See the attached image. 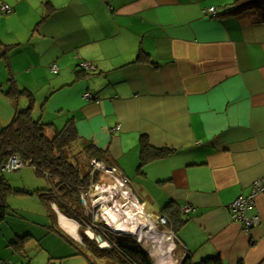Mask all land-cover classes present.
Returning <instances> with one entry per match:
<instances>
[{
    "label": "crops",
    "instance_id": "crops-1",
    "mask_svg": "<svg viewBox=\"0 0 264 264\" xmlns=\"http://www.w3.org/2000/svg\"><path fill=\"white\" fill-rule=\"evenodd\" d=\"M235 2L0 0V131L31 105L7 97L15 81L32 93L33 117L51 124L50 136L72 120L152 210L180 205L185 222L172 240L182 262L202 254L261 264L264 193L247 212L260 218L249 231L230 207L264 178V23L255 10L229 14ZM142 138L172 151L139 171ZM12 195L0 264H32L35 232Z\"/></svg>",
    "mask_w": 264,
    "mask_h": 264
},
{
    "label": "trees",
    "instance_id": "trees-1",
    "mask_svg": "<svg viewBox=\"0 0 264 264\" xmlns=\"http://www.w3.org/2000/svg\"><path fill=\"white\" fill-rule=\"evenodd\" d=\"M249 10L257 11L261 22L264 23V0H236L228 13L238 15ZM82 64L81 68L87 71L85 65ZM53 65L51 66L52 71H54ZM6 94L14 102H18L21 97L26 96L30 99L31 105L26 109L18 110L12 122L0 131V224L7 219L9 214H12L7 203V197L10 194L39 193L46 203L49 214L55 212L53 205L56 204L68 217L74 218L81 224L86 222L91 226V221L86 220L81 209L84 208L82 191L102 180L101 173L95 169L93 162L101 160L107 167L115 168V166L106 161L103 150L79 134L72 120L67 122L62 129L54 128V133L50 136L48 132L52 127L51 124L33 117V96L29 90L20 88L13 81ZM140 146L139 171L148 163L165 158L172 151L167 147H155L147 138L141 139ZM12 155H18L24 162H30L31 166L37 170V174L47 177L48 189L33 191L13 186L5 176L6 171L3 170ZM117 172L119 174L118 170ZM160 214L169 219L167 225L175 232L185 222L180 205L174 201L163 207ZM51 230L63 234L64 239L76 250L73 251V256L86 255L83 241L73 239L60 226L57 228L53 225ZM92 230L106 238L110 242L109 247H102L96 239L91 238L83 231L85 246L91 247L94 252H101L106 264H155L152 256L142 248L120 241L117 243L111 237L108 239V236L99 228L94 227ZM26 237L27 235L23 236V238ZM17 244L15 240L10 242V245L18 249L19 245L15 246ZM50 264L55 263L50 262ZM182 264H223V260L220 255H217L195 263L189 254ZM261 264H264V261Z\"/></svg>",
    "mask_w": 264,
    "mask_h": 264
},
{
    "label": "rangeland",
    "instance_id": "rangeland-1",
    "mask_svg": "<svg viewBox=\"0 0 264 264\" xmlns=\"http://www.w3.org/2000/svg\"><path fill=\"white\" fill-rule=\"evenodd\" d=\"M99 164L100 163H95L94 167L101 173L102 180H100L99 183H95L90 188L82 191L84 208L81 209L82 211H80L84 214V216H86L85 218L87 221H91V226L86 222L81 224L78 221L79 236L75 235V238H77V240L83 241V248L86 255L73 256L72 254L75 249H73L72 245L64 239L63 234L61 232H57V235L56 232H51V226H53L52 218L48 212L43 197L39 193L12 195L11 202L13 203V207H17L19 209L18 212L21 215L20 220L25 222L24 226H26L27 228H31V230L35 232V243L37 246H30V256L32 257V264H50V262H54L55 264H106L104 262L103 256L101 255V252H94L91 247L85 246L86 244L83 231H85L86 233H90L91 238L94 239L101 236L100 234H97L92 230V228L94 227L101 229V231L106 234V236H108V239L109 237H111L117 243H119L120 241L121 243H125L131 246H137L148 252V254H150L151 256L156 255V253H154V243L150 242L148 245H146L147 243H143L142 241L138 240L135 235L131 234V232H117L110 224H107L106 221L102 220L103 208H109L113 206L115 197L122 205H124L128 201V198L127 196H124L122 194L121 190H119V193L114 197H111L110 192L101 190V186L104 182L105 184L109 185L113 182H117V180H121L120 178H118L121 176L118 174V172L114 173L108 167L106 168L103 166H99ZM5 176L10 180L13 186H19L33 191H35L36 189H48L49 187L45 176L36 174L34 168L29 165L23 167L19 171L6 172ZM124 181L125 179L121 180V188H124L123 190H129L131 196L130 198L133 200H137V202H139L144 207V214H141L142 219L146 220V222L149 223L148 218L150 216L154 224L158 227L159 231H164L168 234H172V238L174 240L175 238L173 230L167 225L166 219L163 218L162 215L157 211L152 210V208L148 204H146V202H142L141 199L137 197L136 193H134L130 189V186L126 185ZM144 189L146 191V188ZM100 196H103L102 198H104V200H102L101 203H97L95 205V200ZM53 208L59 214V207H57L56 204L53 205ZM11 216L14 215L12 214ZM59 226H61V224H59ZM64 228L61 226V229ZM147 232L148 229L145 230V235H147ZM103 242H106L107 246L102 247H109L110 242L106 238H103V241L99 242L100 245H104ZM39 243L40 246H38ZM83 248L80 247L81 250H83ZM173 252V256L177 257L178 259V264H181L182 258L178 256V251L175 250ZM203 257L204 256H202V254H198L194 262L200 263L203 259H205ZM157 262L158 261L156 259L154 263L157 264Z\"/></svg>",
    "mask_w": 264,
    "mask_h": 264
},
{
    "label": "bare ground",
    "instance_id": "bare-ground-1",
    "mask_svg": "<svg viewBox=\"0 0 264 264\" xmlns=\"http://www.w3.org/2000/svg\"><path fill=\"white\" fill-rule=\"evenodd\" d=\"M121 186L122 184L119 183V180L109 185L104 182L101 186V190L110 192L111 197H114L119 193V190L122 189ZM122 194L127 196L128 201L122 205L115 197L113 206L103 208L102 220L110 224L116 231L122 230L131 232L138 240L147 243L146 245L150 242L154 243V253H156L157 264H177L178 262L172 254L175 250H173V248H175V243L172 240V234L159 231L150 216L148 218L149 223L142 219L141 214H144V208L137 200L130 198L129 190H123ZM102 200L103 198H99V200L95 202V205ZM59 214L63 226L74 236H79L78 221L68 217L60 208ZM146 229H148L147 235H145Z\"/></svg>",
    "mask_w": 264,
    "mask_h": 264
},
{
    "label": "built area",
    "instance_id": "built-area-1",
    "mask_svg": "<svg viewBox=\"0 0 264 264\" xmlns=\"http://www.w3.org/2000/svg\"><path fill=\"white\" fill-rule=\"evenodd\" d=\"M2 10L4 13H9L12 12L13 8L10 5L6 4L2 6ZM210 11L214 13L215 8L214 7L210 8ZM83 64L85 65L87 70L90 69V65L88 63H83ZM52 69L54 71H57L58 66L53 65ZM85 97L89 99L94 98V96L89 93H86ZM117 129H119V126L117 127ZM95 163L97 164L100 163L99 166H103L107 168V166L102 162L94 161V164ZM27 165L31 166L30 162H24L18 155H12L9 158L8 162L5 164V166L3 167V170H5L6 172L19 171ZM108 168L114 173L117 172L116 168H112V167H108ZM124 182L126 183L127 180H125ZM262 193H264V178L259 179L254 183L252 194L247 196L244 194L240 195L230 207L232 209L233 218L236 221L242 222L246 226L247 231H249L260 220L258 216L252 218L248 217L247 212L249 208L255 204L257 196ZM191 209L192 207L189 205L184 207V210L186 212L191 211ZM162 217L165 218L166 221H168V218L166 216L163 215Z\"/></svg>",
    "mask_w": 264,
    "mask_h": 264
},
{
    "label": "water",
    "instance_id": "water-1",
    "mask_svg": "<svg viewBox=\"0 0 264 264\" xmlns=\"http://www.w3.org/2000/svg\"><path fill=\"white\" fill-rule=\"evenodd\" d=\"M97 200H99V198L96 199L95 202H96ZM103 200H104V198H103ZM101 202H102V201H100V202H98V203H101ZM117 232H122V233H123V232H126V231H122V230H120V231H117ZM88 234L91 236L90 233H88ZM96 240H97L98 242H102V241H103V238H102L101 236H99V237L96 238ZM103 244H104V245H101V246H107V245H106V244H107L106 242H103Z\"/></svg>",
    "mask_w": 264,
    "mask_h": 264
},
{
    "label": "clouds",
    "instance_id": "clouds-1",
    "mask_svg": "<svg viewBox=\"0 0 264 264\" xmlns=\"http://www.w3.org/2000/svg\"><path fill=\"white\" fill-rule=\"evenodd\" d=\"M95 161H98V162H102L103 163V161H99V160H95ZM103 196H100L99 198H102ZM88 234V233H87ZM89 235V234H88ZM90 236V235H89ZM91 237V236H90Z\"/></svg>",
    "mask_w": 264,
    "mask_h": 264
},
{
    "label": "flooded vegetation",
    "instance_id": "flooded-vegetation-1",
    "mask_svg": "<svg viewBox=\"0 0 264 264\" xmlns=\"http://www.w3.org/2000/svg\"><path fill=\"white\" fill-rule=\"evenodd\" d=\"M169 222V219H168V221H167V223ZM94 230V229H93ZM102 237V236H101Z\"/></svg>",
    "mask_w": 264,
    "mask_h": 264
}]
</instances>
